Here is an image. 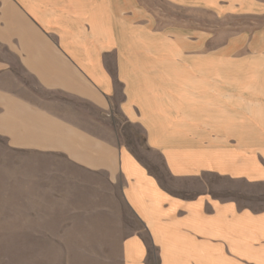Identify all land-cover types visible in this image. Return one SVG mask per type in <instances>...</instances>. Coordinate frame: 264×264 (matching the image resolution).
Instances as JSON below:
<instances>
[{
  "label": "crops",
  "instance_id": "obj_1",
  "mask_svg": "<svg viewBox=\"0 0 264 264\" xmlns=\"http://www.w3.org/2000/svg\"><path fill=\"white\" fill-rule=\"evenodd\" d=\"M143 2L0 0V224L82 201L121 264H264V57Z\"/></svg>",
  "mask_w": 264,
  "mask_h": 264
},
{
  "label": "rangeland",
  "instance_id": "obj_2",
  "mask_svg": "<svg viewBox=\"0 0 264 264\" xmlns=\"http://www.w3.org/2000/svg\"><path fill=\"white\" fill-rule=\"evenodd\" d=\"M143 3L155 12L161 25L197 26L203 29L205 41L232 42L236 56L264 57V0ZM17 166L18 161H7V148L0 144V188L6 185L16 190L18 177L13 174ZM7 196L11 198L7 224H0V264H121L122 223L130 221L125 209L110 214L88 208L82 201H76L75 207L63 202L45 210L53 215L41 218L44 224L25 225L30 219L21 218L18 193Z\"/></svg>",
  "mask_w": 264,
  "mask_h": 264
}]
</instances>
